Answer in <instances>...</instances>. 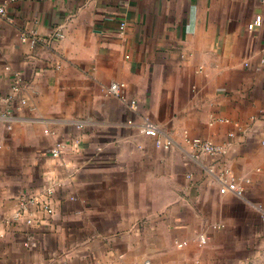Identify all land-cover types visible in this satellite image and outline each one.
I'll return each instance as SVG.
<instances>
[{
	"label": "crops",
	"instance_id": "1",
	"mask_svg": "<svg viewBox=\"0 0 264 264\" xmlns=\"http://www.w3.org/2000/svg\"><path fill=\"white\" fill-rule=\"evenodd\" d=\"M6 12L0 264H264V0H9ZM197 136L223 146L243 196L220 192L211 158H191ZM49 182L52 215L7 222Z\"/></svg>",
	"mask_w": 264,
	"mask_h": 264
},
{
	"label": "built area",
	"instance_id": "2",
	"mask_svg": "<svg viewBox=\"0 0 264 264\" xmlns=\"http://www.w3.org/2000/svg\"><path fill=\"white\" fill-rule=\"evenodd\" d=\"M9 0L0 2V17L4 18L7 16V3ZM262 24V16L257 15L255 19L249 23V28L253 29L256 26ZM125 27V23L122 24ZM65 33L63 30H55L51 35L50 39H62ZM22 39L24 41H30L32 45H37L38 43H48V38H42L41 40L35 36L30 38L26 32L22 33ZM125 88L126 84L123 82H112L107 88L106 93L111 96L120 97L125 99ZM20 89L19 84L14 86V90ZM21 103H26L27 100H21ZM128 108L136 110L138 106V100L136 98L129 99L127 101ZM142 125L144 132L148 136L156 138V143L158 146L170 149L174 145V140L172 136L165 133L160 124L153 120L150 116H145L142 120ZM231 137H234V132L230 133ZM192 152L189 154L193 160L200 161V157L211 158L212 162L207 164H202L206 169L209 176L216 178L219 183H221L220 192L227 193L233 192L239 196H243V188L238 184L237 180L231 175L226 163L224 162L223 156L225 149L222 145L212 141L209 138L197 136L192 140ZM264 144V138L262 139ZM63 144H58L57 148L53 150L54 156H60ZM55 184L49 182L46 184L44 190L40 194L32 195H22L19 197L17 206L14 208L11 215L7 218V222H23L28 225H35L38 223L37 214L45 213L52 215L55 211L54 195H55ZM260 210L263 208L258 206ZM262 216L264 217V211L262 210ZM41 223V222H39ZM206 243V238L201 236V244Z\"/></svg>",
	"mask_w": 264,
	"mask_h": 264
}]
</instances>
